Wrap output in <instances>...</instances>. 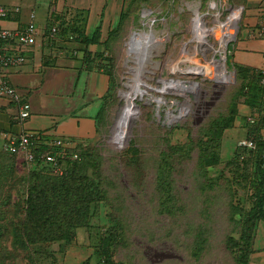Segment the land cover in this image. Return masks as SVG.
Returning a JSON list of instances; mask_svg holds the SVG:
<instances>
[{"label": "rangeland", "instance_id": "1", "mask_svg": "<svg viewBox=\"0 0 264 264\" xmlns=\"http://www.w3.org/2000/svg\"><path fill=\"white\" fill-rule=\"evenodd\" d=\"M130 1L132 2L127 0L126 7ZM145 1H138L132 12H128L129 7H125L127 18L124 27L111 36L107 56L113 63L117 85L114 97L116 104L109 111L106 129L101 130L95 139L84 144L90 151L92 147L97 148L103 157L102 168L108 177L104 175L108 181L112 179L114 182H106L108 198L91 205V227L76 232L72 247L79 246L80 251L72 252L68 249L63 264H78L84 258L85 261L89 260V263L95 264L94 259L97 260V257L94 250L98 241L111 236L116 243L118 241L121 243V238L118 237L121 231L131 235V245L120 247L116 256H113V259L121 264H234V255L230 252L233 248L227 244V237L232 236L235 242H239L241 230L237 224L234 228V224L229 222L227 194L220 188L225 186L223 179L233 178L231 185L236 193L234 201L245 210L252 206L254 191L249 187L250 178L244 180V175L241 176L245 173L243 171L232 174L231 168L226 165L238 142L247 139V133L242 127V122L237 120L233 121V127L220 130V156L215 164L206 169L210 179L206 185H211L212 189H205V195L197 189L193 175L198 152L192 146L191 139L196 138L201 126L226 115L235 97L237 98L233 105L237 118L243 120L250 113L247 111H251L246 107L242 95L237 94L234 97L238 83L235 70L231 66L229 51L241 26L244 7L241 5L242 0ZM14 2L17 1L0 0V4L6 5L4 6L6 8ZM20 8L23 9L21 5ZM195 11L200 16L203 36L207 41L197 48L199 54L196 58L200 63H204L213 49L218 47L217 20L214 15L218 16L220 23H225L232 14L240 12L236 21L237 30L236 27L229 30L232 37L226 43L225 53L217 51L213 55L215 72L209 80L200 77L199 74L189 76L183 71L189 64L183 62L186 57L183 56L182 50H190L194 46L192 22ZM23 15L22 10V17ZM73 17L75 14L72 11L69 18ZM137 32L144 33L150 38L143 64L145 68L140 77L141 81L149 86L146 89L150 95L129 102L124 99L123 92L126 91L125 84L133 79L130 69L135 68V64L133 55H129V52H132L129 48L132 35ZM221 55L225 57L224 60L221 59ZM164 87L169 91L159 90ZM154 98L163 99L165 102L158 105ZM65 101L67 102V99ZM98 103V108L91 107L90 112L86 113L95 120L96 126L102 122L99 110L103 100ZM79 114L86 115L82 112ZM121 140L126 142L122 148ZM131 145L141 151L137 157L138 163L143 162L145 166L140 189L134 186L137 182L132 183V186L126 178L129 175L128 172L125 173L129 162H126L125 153L131 149ZM163 151H166L167 157H171V163L176 167L172 172V178L176 181L174 183L176 193L185 205V212L174 218L158 212L156 210L158 204L152 202L155 195L150 186L153 184L154 187L155 162L159 160ZM78 156L81 160H95V157L87 154ZM128 156L131 158L135 155L130 153ZM16 161L18 172L25 174L30 167L23 163L20 157H16ZM119 171L124 174L123 177L118 176ZM15 189L21 187L15 185L11 188L12 198L6 214L7 221L14 224L19 223L23 215L21 209L12 207L17 201ZM19 195L22 196V192H19ZM207 198L211 203H208L210 207L205 219L201 216L205 212L201 211L205 205L203 200L206 201ZM235 218L238 220L241 217L236 215ZM198 223L206 224L207 237L204 250L196 260L190 253V245ZM7 247L11 253L8 254V262L4 264L27 263L25 254L19 250L14 251L9 243ZM51 248L54 252L58 250L57 244ZM50 252L51 250L47 249L46 253L37 257L40 264L53 261L52 254H48Z\"/></svg>", "mask_w": 264, "mask_h": 264}, {"label": "trees", "instance_id": "2", "mask_svg": "<svg viewBox=\"0 0 264 264\" xmlns=\"http://www.w3.org/2000/svg\"><path fill=\"white\" fill-rule=\"evenodd\" d=\"M138 1L146 2L145 0L130 1L131 3L127 6L129 7L128 12L135 9ZM126 5L127 3L125 7ZM125 7L121 11L119 24L109 32L108 38L104 42L103 53L90 59V63L102 62L103 73L108 75L110 82L107 92L101 99L103 103L99 113L102 115V122L96 126L97 135H100L101 130L106 129L105 126L109 122V111L116 104L114 97L117 85L113 73V63L107 55L111 36L124 27L127 18ZM74 14L75 17L63 20L60 25H56L58 32L61 29L64 34L72 35V42L79 43L81 48L98 43V30L91 35L84 33L86 14L81 11H75ZM234 70L238 83L234 97L237 94L242 95L246 107L252 110V115L249 116L256 117L258 121L251 125L246 121L242 122V127L247 133L246 140H252L255 149L237 144L226 165L231 168L232 174L243 171L245 173L241 176L244 175V180L247 181L250 178L249 187H252L254 191L252 206L245 210L234 201L236 193L231 185L233 178L223 179L225 186L220 189L227 194L226 206L229 222L234 224V228L237 224L238 229L241 230L239 242H235L236 240L232 236L227 237V244L233 248L230 252H233L234 264H249L256 226L258 222H264V165L263 168L261 167L264 164V136H261V129L264 126V84H261V80L264 79V71H253L240 67H235ZM236 98L232 99V107L230 106L226 115L201 126L197 131L196 138L191 139L192 146L198 152L193 175L197 182V189L202 192V195H205V189H212L211 185H206L207 182H210L206 169L219 160L220 130L233 127V121L236 118V108L233 103L235 104ZM164 143L167 141L165 140ZM84 144L79 143L75 148L40 144L35 149L38 153L54 155L57 152H64L65 155L56 157L60 173L53 172L51 165L39 160L33 163L23 161L30 168L25 174L19 173L16 156L7 154L0 149V264L8 262L7 257L11 252L7 243L12 246L14 251L19 250L26 255V264H40L37 257L46 253L47 249L51 250L48 254L53 256V261L48 264H56L54 253L63 252L76 237L77 230L91 227V205L108 198L106 182L114 181L110 178V181L107 180L108 175L102 168L103 157L98 153L97 148L92 147L90 151ZM130 148L125 153L126 162H129L125 171L129 175L126 178L127 182H131V184L137 182L134 186L140 189L142 186L140 182L144 180L142 175H144L145 166L143 162L138 163L139 158L137 157L141 151L133 145ZM130 153H134L135 156L130 158L128 156ZM72 154H87L90 157H95V160H81L80 157L73 160L71 159ZM171 162V157H167L166 151H163L159 160L155 162L154 187H152L153 184L150 187L155 195L154 197H152L153 194L151 195L152 202L158 204L156 210L167 217L174 218L185 212V205L176 193L174 184L176 181L175 178H172V172L176 167ZM117 174L119 177L124 176L121 171ZM246 176L248 177L246 178ZM15 185L21 189H15L17 201L13 203L12 207L17 210L21 209L23 212L20 222L16 224L7 221L6 217L7 207L12 198L11 188ZM19 192H22V196L19 195ZM203 202L205 205L201 213H205L201 216L206 219L210 207L208 203H211V200L207 198ZM236 215L241 218L237 220ZM206 227V224L198 223L192 245H190V253L196 260L204 250L207 237ZM130 236V233L121 231L118 235L121 238V243L119 241L116 243L111 236L107 239H100L94 250L97 263L121 264V262L115 261L113 256H116L120 247L131 245ZM54 244L58 246L56 252L51 248Z\"/></svg>", "mask_w": 264, "mask_h": 264}, {"label": "crops", "instance_id": "3", "mask_svg": "<svg viewBox=\"0 0 264 264\" xmlns=\"http://www.w3.org/2000/svg\"><path fill=\"white\" fill-rule=\"evenodd\" d=\"M15 1L7 7L20 8L21 5L23 9L0 20V28H23L29 22L30 12L34 10L36 45L23 50L24 63L8 68L4 76L17 90L21 100L30 105V116L18 121L17 105L0 98V132L15 135L41 132L49 140L66 142V145L74 142L68 145L70 148H75L79 143L86 144L97 135L96 122L86 113L90 112L91 107L98 108V102L110 85L108 75L95 69L90 59L103 53L104 42L109 32L119 24L127 0ZM242 6L241 26L229 50L231 66L264 71V36H257L264 18V0H242ZM72 11L86 14L84 33L91 35L98 30V43L81 48L79 43L68 41L70 35L64 34L61 29L55 39L48 38V29L69 19ZM72 51H76V55ZM251 111H247L250 112L248 116L252 115ZM79 112L86 115H80ZM246 117L243 120L236 117L235 121H246ZM72 243L63 253H54L56 264H63L68 249L80 251L81 247H72ZM85 259H81L78 264H91ZM94 263L98 264L96 259ZM249 264H264V223L261 222L257 224L252 239Z\"/></svg>", "mask_w": 264, "mask_h": 264}, {"label": "built area", "instance_id": "4", "mask_svg": "<svg viewBox=\"0 0 264 264\" xmlns=\"http://www.w3.org/2000/svg\"><path fill=\"white\" fill-rule=\"evenodd\" d=\"M20 11L19 7L6 8L0 5V20H4L8 16ZM35 11L32 10L29 14V22L21 29L8 30L0 28V98L7 100L10 103L17 105L18 113L17 120L24 121L30 116V105L27 102L21 100L17 90L9 84L4 74L10 67L21 65L25 61L23 50H26L36 45L37 30L35 27ZM49 39H55L58 34V28L52 26L47 31ZM257 36H264V18L260 23V27L257 30ZM73 37L70 35L68 41H72ZM73 55H76V51H72ZM224 57V56H223ZM94 68L99 72H103L102 62L95 61ZM261 84H264V79L261 80ZM257 118L254 116L246 117V122L254 124L257 122ZM41 132H24L19 135H15L7 132H0V149L10 155H14L17 158L20 157L25 162H35L37 160L43 161L51 165L53 172L60 173L58 167L57 158L65 155L64 152L49 154L38 153L35 149L40 144H47L48 146H68L74 142H70L66 145V142H59V140H49ZM261 136H264V126L261 129ZM239 146H246L251 149H255V144L252 140H242L238 142ZM80 156L72 154L71 159H78ZM263 165L261 167L263 168Z\"/></svg>", "mask_w": 264, "mask_h": 264}, {"label": "bare ground", "instance_id": "5", "mask_svg": "<svg viewBox=\"0 0 264 264\" xmlns=\"http://www.w3.org/2000/svg\"><path fill=\"white\" fill-rule=\"evenodd\" d=\"M215 7V6H214ZM239 12V11H238ZM235 12L232 14L225 23H220L218 20V16L214 15L215 19L217 20V29H216V35H218V47L213 49V52L209 55L208 59L204 61V63H200V61L196 58L198 56V46L201 43H206V39L203 36L202 32V22L200 21V16L197 14V11H195V18L193 19V30H192V41L194 42V46L192 49L187 50L183 49L182 53L183 56L186 57V60L183 61L186 64H189V66L183 70L184 72L188 73L189 76H194L199 74L200 77L204 79H210V77L215 72V66L213 63L214 59V53L217 51H220L221 53H225V47L228 40L232 37L230 33L231 27H236V21L239 17L240 12ZM149 36L144 33H134L132 35V39L130 43V46L132 48V52L129 55H133V61L135 64V68H131V74L133 75V79L129 80L126 84V91L123 93L125 94L124 99L129 102H134L135 99H143L145 95L149 96L148 94L149 90L146 89L149 88L145 82H142L140 79L142 72L144 70V62L146 57V49L148 46V41L150 38ZM148 54V53H147ZM184 58V57H183ZM221 59L224 60L225 57L221 55ZM216 62V61H215ZM134 66V65H133ZM145 72V71H144ZM156 89V88H154ZM167 87L160 88L159 90L163 91H169L167 90ZM150 93V92H149ZM164 94V93H163ZM151 99V98H149ZM158 105L165 102L163 99H153Z\"/></svg>", "mask_w": 264, "mask_h": 264}, {"label": "water", "instance_id": "6", "mask_svg": "<svg viewBox=\"0 0 264 264\" xmlns=\"http://www.w3.org/2000/svg\"><path fill=\"white\" fill-rule=\"evenodd\" d=\"M242 5V4H241ZM242 8V7H241ZM236 30H237V27H236ZM134 34V33H133ZM129 50H132V48H129ZM184 87H185V85H184ZM125 139V138H124ZM126 143V142H125ZM125 143L121 140V143H120V145H121V148L125 145ZM120 149V148H119Z\"/></svg>", "mask_w": 264, "mask_h": 264}]
</instances>
